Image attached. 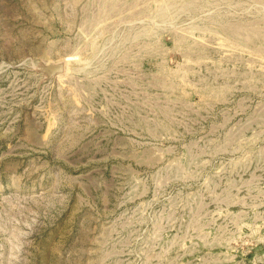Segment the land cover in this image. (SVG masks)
Instances as JSON below:
<instances>
[{"label":"rangeland","instance_id":"1","mask_svg":"<svg viewBox=\"0 0 264 264\" xmlns=\"http://www.w3.org/2000/svg\"><path fill=\"white\" fill-rule=\"evenodd\" d=\"M0 264H264V0H0Z\"/></svg>","mask_w":264,"mask_h":264}]
</instances>
